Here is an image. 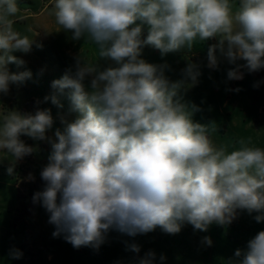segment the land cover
<instances>
[{
  "label": "clouds",
  "instance_id": "obj_1",
  "mask_svg": "<svg viewBox=\"0 0 264 264\" xmlns=\"http://www.w3.org/2000/svg\"><path fill=\"white\" fill-rule=\"evenodd\" d=\"M21 11L17 0H0L3 95L31 77L8 68L23 65L13 53H28L33 44L14 29L17 19H25ZM52 14L72 40L94 43L98 57L114 64L101 69L80 54L75 70L54 80L53 94L44 98L63 107L60 96L67 95L77 114L70 122L61 117L64 129L55 131L41 171L45 188L33 196L49 214L53 237L63 236L74 248L98 249L110 230L135 237L160 227L177 234L188 223L207 231L213 223L231 224L238 209L260 213L254 218L264 221V147L244 139L231 151L217 147L213 126L193 120L199 109L183 103L181 91L189 81L198 83L197 64L189 63L183 79L171 81L166 63L141 58L144 46L163 56L215 39L208 66L218 67L219 52L234 65L228 79H242L241 69L264 68V0H54ZM53 122L50 109L34 115L8 110L0 118V151L22 160L34 149L21 137L46 139ZM204 241L211 244L209 237ZM130 249L140 251L136 244ZM234 257L229 264H264V231ZM154 260L149 251L140 264Z\"/></svg>",
  "mask_w": 264,
  "mask_h": 264
},
{
  "label": "rangeland",
  "instance_id": "obj_2",
  "mask_svg": "<svg viewBox=\"0 0 264 264\" xmlns=\"http://www.w3.org/2000/svg\"><path fill=\"white\" fill-rule=\"evenodd\" d=\"M17 3L30 11L47 5L53 29L43 35V43L36 41L31 50L24 53L27 57L20 58L25 62L23 65H8L11 73L29 71L31 77L11 84L7 95L0 94V118L8 110L23 114L22 103L31 99L41 110L50 109L54 122L45 134L46 139L23 136L25 143L34 149L31 156L15 161L10 154L0 151V264H140L149 251L155 253L153 264H229L235 259L237 249L246 250L248 242L264 231V221L257 222L254 218L260 213L250 214L247 210H239L231 224L213 223L207 231L195 230L188 223L177 234L165 233L160 227L135 237L110 230L98 249L74 248L63 236L53 237L55 228L48 223L49 214L42 204L34 203L30 197L19 199L16 187L20 183L23 193L27 194L28 189L43 181L41 171L52 152L50 141L56 139L54 133L57 129H64L61 117L70 122L77 115L70 111L67 95L60 96L63 107L44 98L53 94L51 84L54 80L62 78L70 68L75 70V57L80 54L88 62L99 63L101 69L114 64L98 57L94 43L83 38L72 40L71 32H65L55 23L52 14L54 0H17ZM30 26V22L14 23V29L29 38ZM55 29L57 33H54ZM19 54L22 52L13 53L18 58ZM184 69L167 68L165 75L171 81L181 80ZM230 69L199 68L198 83H187L181 91L182 102L198 107L199 111L193 113L194 121L213 126L210 134L217 147L224 146L231 151L239 147L237 141L240 139L264 147V68L260 69L261 78L254 74L255 71L241 69L243 78L239 80L228 79ZM88 83L86 80V86ZM30 161L35 164L34 171L29 170L23 176L14 172L17 178L9 174L8 168L14 169L16 162ZM30 204L34 206L29 210ZM205 237L210 238V245L204 241ZM131 244L140 247L139 253L130 249ZM16 250L22 253L18 259L12 255ZM162 255L165 257L163 261L160 260Z\"/></svg>",
  "mask_w": 264,
  "mask_h": 264
},
{
  "label": "crops",
  "instance_id": "obj_3",
  "mask_svg": "<svg viewBox=\"0 0 264 264\" xmlns=\"http://www.w3.org/2000/svg\"><path fill=\"white\" fill-rule=\"evenodd\" d=\"M18 4V3H17ZM18 6L21 8V14L25 16L24 20H16L17 23L30 22V27L28 32H30V36L33 40V43H43L42 37L43 35L51 33L52 27V17L47 14V5H44L41 8L36 10H29L30 8L23 9L19 4ZM15 22V23H16ZM57 29L54 30V33H57ZM146 35V29H145ZM217 41L215 39L205 40L203 42L197 41L194 43L191 50L187 48H183L179 51L169 52L165 55H161L159 50H156L150 46H144L142 49L141 58H143L146 62L154 63V64H163L166 63L168 68H186L189 63L197 64L199 68H204V70H210L211 68L208 66V58L207 51L208 47ZM27 54H19V58L27 57ZM31 55V54H30ZM145 55V56H144ZM217 56L219 58V65L217 68H233L234 65L230 64L227 59L223 56H220L219 52H217ZM237 63L243 64L244 61H238ZM216 70V68H212ZM169 70V69H168ZM167 71V70H166ZM165 71V72H166ZM25 101L22 103L25 105ZM23 105V106H24Z\"/></svg>",
  "mask_w": 264,
  "mask_h": 264
},
{
  "label": "trees",
  "instance_id": "obj_4",
  "mask_svg": "<svg viewBox=\"0 0 264 264\" xmlns=\"http://www.w3.org/2000/svg\"><path fill=\"white\" fill-rule=\"evenodd\" d=\"M37 110H41V107H39V105L34 102V100H31V99H28L25 101V105L23 107V114H35V112ZM22 140H24L25 142V139L24 137L22 136L21 137ZM31 156V155H28V157ZM35 169V164L34 162H26V163H19V162H16L15 163V168L13 169V172H12V175L13 173L14 174H17L18 175H25V173L29 170L31 171H34ZM14 177L17 178V176L13 175ZM16 187H17V190H18V198L21 199V198H26V197H30L31 199H33V196L36 192H39V191H43L44 188H45V183L42 181V182H38L36 185L32 186L30 189L27 190V194H24L23 193V190L22 188L20 187V183L19 184H16ZM34 206V204H30L29 206V210L32 209ZM239 212V209L237 210V213ZM28 214L30 215V213L28 212Z\"/></svg>",
  "mask_w": 264,
  "mask_h": 264
},
{
  "label": "water",
  "instance_id": "obj_5",
  "mask_svg": "<svg viewBox=\"0 0 264 264\" xmlns=\"http://www.w3.org/2000/svg\"><path fill=\"white\" fill-rule=\"evenodd\" d=\"M254 74L257 75L259 78L262 77V75H261V71H260V70L255 71Z\"/></svg>",
  "mask_w": 264,
  "mask_h": 264
}]
</instances>
